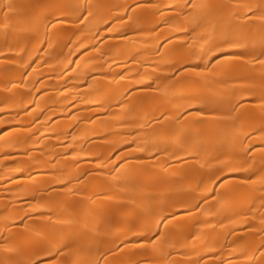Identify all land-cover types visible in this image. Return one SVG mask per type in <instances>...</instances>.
I'll return each instance as SVG.
<instances>
[{
  "label": "bare ground",
  "instance_id": "6f19581e",
  "mask_svg": "<svg viewBox=\"0 0 264 264\" xmlns=\"http://www.w3.org/2000/svg\"><path fill=\"white\" fill-rule=\"evenodd\" d=\"M0 264H264V0H0Z\"/></svg>",
  "mask_w": 264,
  "mask_h": 264
}]
</instances>
